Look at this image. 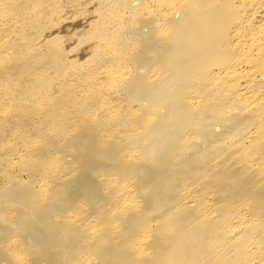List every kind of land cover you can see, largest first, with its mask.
I'll return each mask as SVG.
<instances>
[{"label":"bare ground","instance_id":"1","mask_svg":"<svg viewBox=\"0 0 264 264\" xmlns=\"http://www.w3.org/2000/svg\"><path fill=\"white\" fill-rule=\"evenodd\" d=\"M0 264H264V0H0Z\"/></svg>","mask_w":264,"mask_h":264},{"label":"rangeland","instance_id":"2","mask_svg":"<svg viewBox=\"0 0 264 264\" xmlns=\"http://www.w3.org/2000/svg\"><path fill=\"white\" fill-rule=\"evenodd\" d=\"M93 5H94V3H92V5H88L89 7H87L86 8V12H87V10L90 12V14H89V12H85V14L84 15H82L81 17L80 16H78L79 17V19H78V17H77V19L76 18H74L73 20L71 19H69V20H64V22H62V23H60L59 24V26H61V28L60 27H58V25H57V27H56V29H54V31H47V33L49 32L50 33V36H58V37H60L61 38V40H62V45L64 46V49H66L67 51H69V50H71V49H73V47L77 44V45H79L78 43V40H77V38H79L80 36H82L81 35V33H84V31H85V33L84 34H87V31L89 30V29H91L90 27H91V25L89 26L88 24H92L93 23V21L95 20V19H97L96 18V14H93V12H94V9H92V7H93ZM92 12V13H91ZM86 17V18H85ZM82 18H83V20H82ZM84 18H85V20H84ZM94 19V20H92V19ZM87 19H88V21H87ZM89 19H91L90 21H89ZM70 21H71V23H70ZM85 21H87V23L85 22ZM65 23V24H64ZM70 23V24H69ZM82 23V24H81ZM94 23H95V21H94ZM84 24H86V25H84ZM77 27V28H76ZM85 27V28H84ZM58 28V29H57ZM75 28V29H74ZM89 28V29H88ZM87 29V30H86ZM83 30V31H82ZM74 31V32H73ZM82 31V32H81ZM72 32L73 33H75V36H76V38L74 37V34H72ZM56 33V34H55ZM51 34H53V35H51ZM73 35V37L72 36H70L69 37V35ZM79 34H80V36H79ZM84 34H83V36H84ZM67 36V37H66ZM82 36V37H83ZM81 37V38H82ZM72 39V40H71ZM79 40H80V38H79ZM75 41V42H74ZM64 43V44H63ZM76 45V46H77ZM82 46L80 47V46H78V48H74L75 49V51H72L71 52V57H72V60H74L75 58H76V56H77V58H76V62L78 61H83V60H85L87 57H89L90 56V46L92 45L91 44V42H86V44L84 43V44H81ZM71 46H72V48H71ZM89 47V48H88ZM71 48V49H70ZM69 49V50H68ZM76 49H78V50H76ZM81 49H82V51H81ZM89 49V50H88ZM79 51V52H78ZM74 53V54H73ZM86 53V54H85ZM73 57H74V59H73ZM86 57V58H85Z\"/></svg>","mask_w":264,"mask_h":264}]
</instances>
